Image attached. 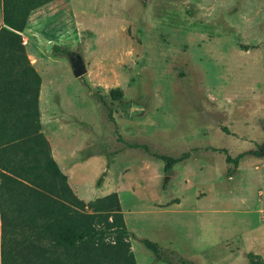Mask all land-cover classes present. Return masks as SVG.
Returning a JSON list of instances; mask_svg holds the SVG:
<instances>
[{
  "label": "rangeland",
  "instance_id": "rangeland-1",
  "mask_svg": "<svg viewBox=\"0 0 264 264\" xmlns=\"http://www.w3.org/2000/svg\"><path fill=\"white\" fill-rule=\"evenodd\" d=\"M20 35L52 159L84 202L116 193L136 264L264 262V0H53Z\"/></svg>",
  "mask_w": 264,
  "mask_h": 264
},
{
  "label": "trees",
  "instance_id": "trees-1",
  "mask_svg": "<svg viewBox=\"0 0 264 264\" xmlns=\"http://www.w3.org/2000/svg\"><path fill=\"white\" fill-rule=\"evenodd\" d=\"M53 0H0V264H136L115 192L91 201L78 198L51 157L40 131V76L21 39L29 13ZM57 51L65 52L61 49ZM118 99L121 92L111 89ZM227 164L237 165L224 149ZM162 171L188 157L150 153ZM104 230L113 231L110 240ZM155 257V241L139 240ZM248 264H264L248 251ZM171 264H193L179 257Z\"/></svg>",
  "mask_w": 264,
  "mask_h": 264
},
{
  "label": "water",
  "instance_id": "water-1",
  "mask_svg": "<svg viewBox=\"0 0 264 264\" xmlns=\"http://www.w3.org/2000/svg\"><path fill=\"white\" fill-rule=\"evenodd\" d=\"M50 47V44L48 43L47 49ZM72 68H73V73L75 76H81V74L85 71L84 67L80 61V58L78 56L72 58Z\"/></svg>",
  "mask_w": 264,
  "mask_h": 264
},
{
  "label": "crops",
  "instance_id": "crops-1",
  "mask_svg": "<svg viewBox=\"0 0 264 264\" xmlns=\"http://www.w3.org/2000/svg\"><path fill=\"white\" fill-rule=\"evenodd\" d=\"M42 6H40V7H38V8H41ZM37 9V8H36ZM36 9H34V10H32L30 13H29V15H28V17L30 16V14H32V12L33 11H35ZM28 19V18H27ZM27 23V22H26ZM1 27V26H0Z\"/></svg>",
  "mask_w": 264,
  "mask_h": 264
}]
</instances>
